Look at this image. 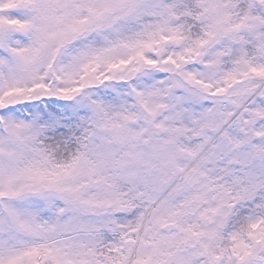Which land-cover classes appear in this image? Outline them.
Returning a JSON list of instances; mask_svg holds the SVG:
<instances>
[{
	"label": "snow or ice",
	"instance_id": "6c2138e0",
	"mask_svg": "<svg viewBox=\"0 0 264 264\" xmlns=\"http://www.w3.org/2000/svg\"><path fill=\"white\" fill-rule=\"evenodd\" d=\"M0 264H264V0H0Z\"/></svg>",
	"mask_w": 264,
	"mask_h": 264
}]
</instances>
